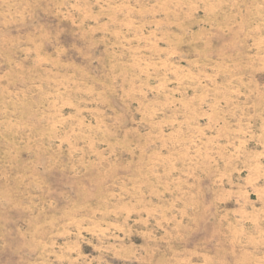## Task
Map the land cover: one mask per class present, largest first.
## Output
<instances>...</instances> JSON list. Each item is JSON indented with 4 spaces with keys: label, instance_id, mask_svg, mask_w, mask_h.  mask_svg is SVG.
<instances>
[{
    "label": "rangeland",
    "instance_id": "rangeland-1",
    "mask_svg": "<svg viewBox=\"0 0 264 264\" xmlns=\"http://www.w3.org/2000/svg\"><path fill=\"white\" fill-rule=\"evenodd\" d=\"M0 264H264V0H0Z\"/></svg>",
    "mask_w": 264,
    "mask_h": 264
}]
</instances>
